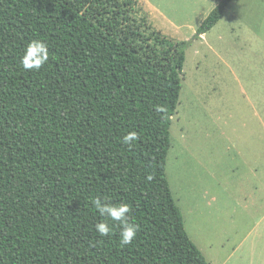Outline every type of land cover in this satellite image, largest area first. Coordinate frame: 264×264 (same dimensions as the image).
I'll list each match as a JSON object with an SVG mask.
<instances>
[{
  "label": "trees",
  "instance_id": "trees-1",
  "mask_svg": "<svg viewBox=\"0 0 264 264\" xmlns=\"http://www.w3.org/2000/svg\"><path fill=\"white\" fill-rule=\"evenodd\" d=\"M231 1L220 0L191 41ZM138 8L0 0V264H209L166 177L191 42L160 41ZM33 40L47 44L49 59L25 70ZM130 132L137 139L127 145ZM96 198L130 207V245L121 247L119 223L100 216ZM102 221L108 235L95 228Z\"/></svg>",
  "mask_w": 264,
  "mask_h": 264
},
{
  "label": "rangeland",
  "instance_id": "rangeland-1",
  "mask_svg": "<svg viewBox=\"0 0 264 264\" xmlns=\"http://www.w3.org/2000/svg\"><path fill=\"white\" fill-rule=\"evenodd\" d=\"M150 1L160 41L191 42L166 164L185 230L210 264H264V0H232L193 41L220 0Z\"/></svg>",
  "mask_w": 264,
  "mask_h": 264
},
{
  "label": "clouds",
  "instance_id": "clouds-1",
  "mask_svg": "<svg viewBox=\"0 0 264 264\" xmlns=\"http://www.w3.org/2000/svg\"><path fill=\"white\" fill-rule=\"evenodd\" d=\"M48 59L49 52L47 44L40 40H33L25 47L24 54L21 56V66L25 70H39L48 62ZM136 139L137 134L130 132L123 137V143L131 145ZM94 204L100 216L119 223V243L121 247L130 245L137 234V225L129 223L127 219L130 213V207L126 203L118 206L105 203L99 198L94 200ZM95 228L101 236L108 235L112 230L106 221L97 223Z\"/></svg>",
  "mask_w": 264,
  "mask_h": 264
},
{
  "label": "crops",
  "instance_id": "crops-1",
  "mask_svg": "<svg viewBox=\"0 0 264 264\" xmlns=\"http://www.w3.org/2000/svg\"><path fill=\"white\" fill-rule=\"evenodd\" d=\"M136 1H137L139 7L142 9L143 12H145L146 9H147V10H148V9H154V4H153L150 0H136ZM230 3H231V2H230ZM230 3H229V4H230ZM147 5L150 6V7L148 8ZM145 6H146L147 8H146ZM228 6H229V5H228ZM228 6H227V7H228ZM227 7H226V8H227ZM224 12H225V11H224ZM145 14H146V13H145ZM146 15H147V14H146ZM223 15H224V14H223ZM221 19H222V18H221ZM204 35H205V34H204ZM204 35L201 36V39H203V36H204ZM196 247H197V246H196ZM197 248H198V247H197ZM199 251H200V250H199ZM200 252H201V251H200ZM204 258H205V257H204ZM209 264H210V263H209Z\"/></svg>",
  "mask_w": 264,
  "mask_h": 264
}]
</instances>
